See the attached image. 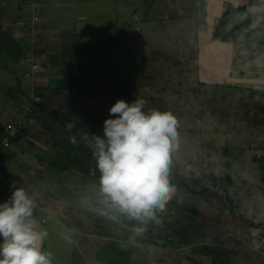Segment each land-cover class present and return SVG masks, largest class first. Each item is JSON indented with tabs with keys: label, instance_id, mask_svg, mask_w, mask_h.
I'll list each match as a JSON object with an SVG mask.
<instances>
[{
	"label": "rangeland",
	"instance_id": "rangeland-1",
	"mask_svg": "<svg viewBox=\"0 0 264 264\" xmlns=\"http://www.w3.org/2000/svg\"><path fill=\"white\" fill-rule=\"evenodd\" d=\"M37 1L0 0V30L32 47L17 65L0 64V125L5 131V125L12 124L16 130L0 143V202L11 196L13 181L25 188L34 202L32 218L44 217L41 229L47 236L42 246L52 253V264L98 262L97 248L104 244L97 246L100 241L80 232L98 236L95 223L112 228L115 240L134 244L130 264L207 263L211 256L201 252L203 244L235 252L234 264H264V229L237 221L210 187L202 190L200 223L185 244L174 232L181 215L165 205L152 222H130L100 191L95 177L99 170L90 169L89 176L79 170L60 175L47 166L48 160L58 155L61 159L67 144L92 148V136L103 137L110 106L137 96L147 101L146 111L170 113L178 121L172 157L181 171L196 177L228 175L243 215L264 224V173L259 164L264 157V99H251L250 94L259 98L253 91L197 82V40L188 22L138 28L131 13L121 11L119 3L125 0H94L99 5H80L85 11L77 14L42 10ZM255 7L260 11L255 20H264L263 8ZM69 52L82 92L58 93ZM69 122H75L71 131ZM72 135L75 144L69 140ZM10 137L19 141L10 144ZM85 197L84 208L80 198ZM72 212L80 218L75 222L82 235L77 241L62 225ZM89 248L96 251L85 252Z\"/></svg>",
	"mask_w": 264,
	"mask_h": 264
},
{
	"label": "clouds",
	"instance_id": "clouds-1",
	"mask_svg": "<svg viewBox=\"0 0 264 264\" xmlns=\"http://www.w3.org/2000/svg\"><path fill=\"white\" fill-rule=\"evenodd\" d=\"M146 103L137 96L117 100L103 121V137L89 142L100 191L130 222L141 223L154 221L175 192L168 174L179 135L172 114L146 111ZM74 127L67 124L69 131ZM69 140L75 144V135ZM9 187L11 196L0 202V264H52V253L42 247L47 232L32 218L33 200L15 181Z\"/></svg>",
	"mask_w": 264,
	"mask_h": 264
},
{
	"label": "trees",
	"instance_id": "trees-1",
	"mask_svg": "<svg viewBox=\"0 0 264 264\" xmlns=\"http://www.w3.org/2000/svg\"><path fill=\"white\" fill-rule=\"evenodd\" d=\"M251 17V11L246 7L235 8L228 3H224L220 16L212 26L210 41L213 43L248 46L255 55L264 61V29L253 27ZM23 44L21 40H16L12 36V33L0 30V64L10 62L17 65L21 60H24L29 50H32V47L27 48L29 45L26 46V44ZM69 53L68 55L65 54V58H67V69H65L63 78L56 88L58 93L66 90H80L82 92L83 86L80 85V81L73 75V71L76 68L75 64L71 62L73 61L71 60L73 55ZM254 93H258L259 98L254 94H250L249 97L251 99H264V91H255ZM6 136L3 126L0 125V143ZM8 140L10 144L19 141L18 137L9 138ZM92 152L93 148L86 147L80 143L76 145L67 144L63 148L61 159L59 158L60 155H58L57 158L48 160L47 166L51 171L54 170L55 174L64 175L69 171L79 170L80 174L89 176L90 169L94 171L98 170ZM259 164L262 173H264V157L259 160ZM99 176L96 175L95 177L99 179ZM168 178L170 184L174 186L175 192L171 199L165 203V206L170 212L175 213L176 216L177 214L181 215V217L177 216L180 228L177 227L178 229L176 228L174 230L182 238L181 243L186 244L188 242L190 232L196 230L197 224L200 223V197L205 187H210L219 194L222 206L237 221L249 227L264 229V224H255L243 215L240 210V201L232 192L231 178L228 175L215 173L196 177L192 174H185L171 156ZM93 231L98 236L109 239L97 252L98 255L96 258L99 263L130 264L134 244L115 240L113 238V229L101 223H95ZM202 247L201 252H206L211 256L210 261L203 264H234L233 254L235 252L232 253L228 248L215 245L209 246L206 244H203ZM235 250H238V248ZM101 256L103 260H98Z\"/></svg>",
	"mask_w": 264,
	"mask_h": 264
},
{
	"label": "crops",
	"instance_id": "crops-1",
	"mask_svg": "<svg viewBox=\"0 0 264 264\" xmlns=\"http://www.w3.org/2000/svg\"><path fill=\"white\" fill-rule=\"evenodd\" d=\"M40 2L41 4H38L39 9H42L40 7H49L51 10L55 9V11L63 13L76 14L85 11L81 9L82 7L80 8V5H99V1L94 0H40ZM224 3H228L235 8L246 7L251 11L252 26L264 29V20H255V16L260 12L254 11L256 10L255 6L262 7L264 10V4H260L259 0H125L121 4L119 3V6L122 7V12L131 13L132 21L139 24L138 28L150 23L159 25L165 22H188L189 26H187L192 29L193 36L197 40L196 73L198 83L216 84L242 92L264 91V61L255 55L250 47L210 41L212 26L220 16ZM188 4H190V7L192 6L190 11ZM80 200L83 206L88 202L86 197L80 198ZM51 206L59 209V206L53 204ZM44 210L48 212L49 208H44ZM69 218L71 219H67L68 222H64L62 225L65 231L69 229L73 234V240L77 241L82 235L78 232L80 230L75 227V222L80 218L73 212L70 213ZM41 220H44V217L40 214V219L35 221L40 228H43L42 225L44 224ZM80 232L89 239H96L95 242L100 241L101 244L97 246H102L107 241V238L92 235L89 231L86 234ZM88 242L90 241L88 240ZM98 249L100 250V248H97V251H99ZM95 251L96 249L89 248L85 252H92L93 254ZM93 262L99 264V262Z\"/></svg>",
	"mask_w": 264,
	"mask_h": 264
},
{
	"label": "built area",
	"instance_id": "built-area-1",
	"mask_svg": "<svg viewBox=\"0 0 264 264\" xmlns=\"http://www.w3.org/2000/svg\"><path fill=\"white\" fill-rule=\"evenodd\" d=\"M5 131L9 134V135H7V136H11V137H14L15 132H16L14 125H12V124H8V123L5 125ZM11 137H10V138H11ZM6 139H7V138H6ZM6 139H5V140H6ZM2 146H4V147H3L4 149H6V148L8 147V143L5 142ZM41 222L44 223L43 221H41Z\"/></svg>",
	"mask_w": 264,
	"mask_h": 264
}]
</instances>
